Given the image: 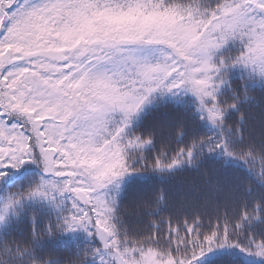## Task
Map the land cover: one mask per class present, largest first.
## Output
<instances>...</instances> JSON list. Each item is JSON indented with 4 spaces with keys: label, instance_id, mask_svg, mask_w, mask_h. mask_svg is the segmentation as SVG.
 Returning <instances> with one entry per match:
<instances>
[{
    "label": "trees",
    "instance_id": "16d2710c",
    "mask_svg": "<svg viewBox=\"0 0 264 264\" xmlns=\"http://www.w3.org/2000/svg\"><path fill=\"white\" fill-rule=\"evenodd\" d=\"M39 1L32 0L28 17L21 14L26 1L4 4L9 22L2 35L34 25L46 41L41 31L48 32L68 8L79 13L83 3L58 0L40 7ZM129 1L133 17L150 14L146 8L136 17L143 0ZM245 1L145 0L146 6L158 4L159 12L189 11L197 19L218 17L225 6ZM89 3H102L97 17H108L105 22L119 16L117 7L124 9L118 0ZM89 6L91 21L96 20L94 7L85 5V11ZM225 45L241 51L229 39ZM247 68L238 63L203 74L200 87L212 97L206 106H215L221 116L212 124L195 97L171 94L144 98L135 104L138 114L130 123L118 124L131 176L109 198V222L123 251H150L176 264H264V76ZM1 118L2 133L3 125L21 124L18 115ZM20 129L29 156L14 152L12 161H4L0 152V264H100L103 247L85 227L81 204L75 208L69 200L52 199L50 178L34 146L37 136Z\"/></svg>",
    "mask_w": 264,
    "mask_h": 264
},
{
    "label": "rangeland",
    "instance_id": "374dc122",
    "mask_svg": "<svg viewBox=\"0 0 264 264\" xmlns=\"http://www.w3.org/2000/svg\"><path fill=\"white\" fill-rule=\"evenodd\" d=\"M18 1L0 0V120L18 115L21 123L3 125V133L0 129L1 159L12 161L14 152L29 156L20 129L26 128L37 136L34 146L50 178L52 199L69 200L75 208L81 204L85 211V227L103 247L100 264H176L150 251H123L110 226L109 198L130 176L118 124L130 123L138 114L135 104L157 94L195 97L209 124L221 118L215 106H206L212 97L203 92L201 79L238 63L264 76V0L225 6L209 19L189 11L159 12L158 4L146 6L143 0L135 16L146 8L150 14L142 20L133 17L134 8H126L129 0H118L124 9L117 7V13L111 7L119 15L112 22L97 17L102 3L78 0L83 2L79 13L68 8L48 32L41 31L46 41L34 25L23 29L21 23H12L20 27L2 35L9 22L4 4ZM24 1L22 16H32V0ZM39 2L40 7L59 3ZM85 5L94 7L96 20ZM228 39L239 53L225 50ZM40 131L46 138L39 137Z\"/></svg>",
    "mask_w": 264,
    "mask_h": 264
}]
</instances>
